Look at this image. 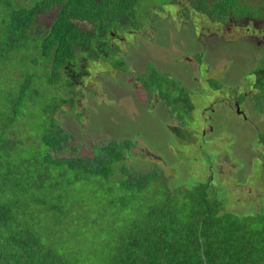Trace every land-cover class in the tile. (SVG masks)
<instances>
[{"label": "trees", "instance_id": "trees-1", "mask_svg": "<svg viewBox=\"0 0 264 264\" xmlns=\"http://www.w3.org/2000/svg\"><path fill=\"white\" fill-rule=\"evenodd\" d=\"M137 4L138 0H0V264H264V207L239 216L226 209L209 182L170 190L158 203L122 204V210L133 208L127 212L135 215L129 220L134 219L124 228L121 224L112 250L94 245L86 255L79 244L85 247L83 240L101 230L94 215L85 213L91 217L79 222L72 219L75 214L68 216L61 207H47L45 200L35 198L36 192L60 196L59 184L53 181L62 175L80 174L68 186L63 184V190L79 181L89 186L92 179L110 180L112 165L124 163L134 143L105 140L95 143L91 156H63L74 136L56 118L64 104H71L69 98L58 96L45 98L54 106L40 111L43 134L35 139L39 147L30 150L13 128L26 124L29 105L37 106L32 95L49 94L36 86L40 74L22 69L19 62L44 65L49 89L67 88L75 94L76 74L88 70L85 61L105 58L103 50L110 54L119 48L111 47L107 36L140 29L144 18L135 15ZM195 5L198 11L201 5L212 6L203 14L218 22L264 21V1L255 7L244 0H196ZM42 15L49 16V22L39 20ZM113 67L122 73L130 70L123 59ZM136 76L150 95L159 92L171 116L178 114L185 126L179 110L186 108L189 115L194 111L187 88L153 67ZM249 76L244 86L251 93L241 94L238 105L249 98L264 116V57ZM258 139L264 148V132ZM123 167L121 191L141 192L157 180L153 173L140 175ZM72 208L73 204L66 211Z\"/></svg>", "mask_w": 264, "mask_h": 264}, {"label": "rangeland", "instance_id": "rangeland-1", "mask_svg": "<svg viewBox=\"0 0 264 264\" xmlns=\"http://www.w3.org/2000/svg\"><path fill=\"white\" fill-rule=\"evenodd\" d=\"M172 1L138 0L134 13L144 18L140 29L107 36L106 42L119 48L110 54L103 50L105 58L85 61L88 70L76 74L75 94L67 88L49 89L44 65L19 62L22 69L40 74L36 86L49 94L38 91L32 95L37 106L29 105L26 124L13 128L14 135L28 142L30 150L39 147L35 139L43 134L40 111L54 106V101L45 98L58 96L69 98L71 104H64L56 118L74 136L63 156H91L95 143L98 146L105 140L134 143L126 161L112 165L110 180L92 179L89 186H85L86 180L79 181L63 190V184L68 186L80 174L62 175L53 181L59 184L60 196L36 192L35 198L45 200L47 207L59 206L68 216L75 214L72 219L76 221L90 216L85 213L94 215L101 230L83 240L85 247L79 244L85 255L88 247L112 250L115 238L135 216L127 212L133 208L122 210V204L158 203L170 190L195 183L209 182L226 209L239 216L256 214L264 207V148L258 139L264 132V116L253 109L249 98L240 105L241 113L237 105L241 94L251 93L244 83L264 57V21L218 22L196 7L192 9L194 0L170 4ZM263 1L244 0L253 7ZM201 6L203 11L212 9ZM39 20L47 23L49 16L42 15ZM81 26L92 27L87 23ZM122 59L128 73L113 67ZM149 67L171 75L189 91L194 111L189 115L186 108L179 110L185 126L178 114L171 116L158 91L150 95L137 82L136 75L142 76ZM123 164L136 174L153 173L157 180L141 192L121 191L126 171ZM72 204L73 213L66 211ZM121 224H125L122 229ZM108 228L112 229L109 233ZM46 239L43 235L48 244ZM60 239L63 244V234Z\"/></svg>", "mask_w": 264, "mask_h": 264}, {"label": "flooded vegetation", "instance_id": "flooded-vegetation-1", "mask_svg": "<svg viewBox=\"0 0 264 264\" xmlns=\"http://www.w3.org/2000/svg\"><path fill=\"white\" fill-rule=\"evenodd\" d=\"M195 1H196V0H194L193 3H192V5L194 6V7L192 6V9H195V7H196V5H195ZM208 2H209V1H208ZM200 11H201V12H200ZM200 11H198V12H200V13L203 14V10H200ZM204 15L207 16V14H204ZM249 21H250V20H249ZM250 23H251V21H250Z\"/></svg>", "mask_w": 264, "mask_h": 264}, {"label": "water", "instance_id": "water-1", "mask_svg": "<svg viewBox=\"0 0 264 264\" xmlns=\"http://www.w3.org/2000/svg\"><path fill=\"white\" fill-rule=\"evenodd\" d=\"M237 105H238V104H237ZM238 111H239L238 113H241V111H240V106H239V105H238Z\"/></svg>", "mask_w": 264, "mask_h": 264}]
</instances>
